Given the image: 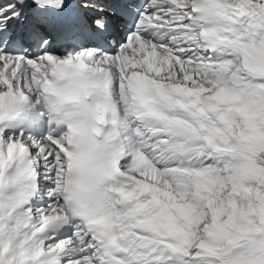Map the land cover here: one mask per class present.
Instances as JSON below:
<instances>
[{
    "label": "snow or ice",
    "instance_id": "1",
    "mask_svg": "<svg viewBox=\"0 0 264 264\" xmlns=\"http://www.w3.org/2000/svg\"><path fill=\"white\" fill-rule=\"evenodd\" d=\"M0 264H264V0H0Z\"/></svg>",
    "mask_w": 264,
    "mask_h": 264
}]
</instances>
